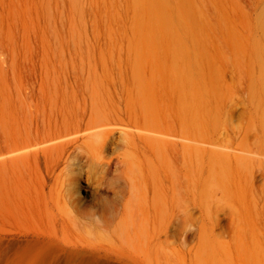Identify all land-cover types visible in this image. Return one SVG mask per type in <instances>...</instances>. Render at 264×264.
Instances as JSON below:
<instances>
[{"label":"rangeland","instance_id":"1","mask_svg":"<svg viewBox=\"0 0 264 264\" xmlns=\"http://www.w3.org/2000/svg\"><path fill=\"white\" fill-rule=\"evenodd\" d=\"M225 7L224 0H0V264H264V70L233 66L225 43L232 37L262 51L264 36L246 25L247 9L226 31ZM127 54L143 56L131 58L133 71ZM174 62L206 70L199 157L154 144L148 182L145 161L120 130L102 149L105 162L83 138L86 120L75 144L51 149L35 135L94 86L114 100L128 81L162 88ZM185 97L184 142L192 145ZM167 116L169 105L154 95L151 138L163 137Z\"/></svg>","mask_w":264,"mask_h":264},{"label":"bare ground","instance_id":"2","mask_svg":"<svg viewBox=\"0 0 264 264\" xmlns=\"http://www.w3.org/2000/svg\"><path fill=\"white\" fill-rule=\"evenodd\" d=\"M225 15L224 28L228 31V22L235 23L234 15L241 9H247V26L261 29L264 36V0H224ZM256 20H259L257 22ZM256 22V23H254ZM259 23V24H257ZM255 24V25H254ZM260 24L262 27L260 28ZM226 46L230 49L231 62L235 67L243 66V64H257L264 70V49L262 51L255 50V46H251L249 42L239 40H225ZM256 55L257 57H255ZM131 56L127 54L128 62L134 59H140L143 56ZM255 57V58H254ZM96 58V57H93ZM98 58L101 63L104 58L100 55ZM199 60V59H198ZM200 61V60H199ZM133 61L131 63L133 71ZM92 68V63H88ZM183 66V67H182ZM166 72L160 76L162 88L154 89L149 84H140L137 82H125L120 90L122 95L118 100L109 97L102 98L98 93V86H94L89 92V97L83 102L73 101L63 105L60 109H56L52 115L56 117L55 121H42L41 125H37L35 135L40 138V143L50 144L51 149L60 148L66 144H75L80 140L78 135L81 132L82 122L86 120V128L88 134L83 137L86 140L96 144L95 156L99 162H105L102 149L107 145L113 137L116 130L123 132L125 138L129 142L133 151L138 154L147 167L145 178L149 182L150 177V156L151 146L154 144L162 145L168 153L176 157L182 156L183 159L189 157H199V148L197 147V130L201 117V103L199 99V84L206 70L204 66L198 63L174 62L166 66ZM90 68V70H91ZM76 72V71H75ZM191 85V90L187 91V84ZM175 89V90H174ZM179 91L181 99L177 106L174 107L170 97L171 92ZM183 92L189 94L192 100V113L190 121L192 122L194 137L190 139L193 144H186L184 141L187 137L184 134L189 131L187 123L186 108L189 99H184ZM161 98L164 105H169V116L167 121L162 118L161 123L165 130L162 138H151L152 136V115H153V96L157 95ZM128 97V104L122 106L124 96ZM183 96V97H182ZM190 135V134H189ZM180 140H176V137ZM34 139L24 142L30 144ZM194 150H193V149ZM191 150L190 155H186V150ZM193 161V160H192ZM191 162V161H190Z\"/></svg>","mask_w":264,"mask_h":264}]
</instances>
